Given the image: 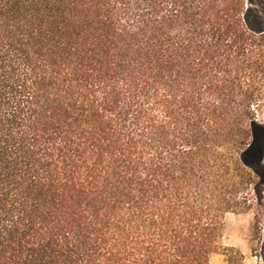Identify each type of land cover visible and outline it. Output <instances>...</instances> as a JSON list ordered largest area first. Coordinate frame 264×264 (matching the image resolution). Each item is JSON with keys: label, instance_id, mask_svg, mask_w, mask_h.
<instances>
[{"label": "trees", "instance_id": "obj_1", "mask_svg": "<svg viewBox=\"0 0 264 264\" xmlns=\"http://www.w3.org/2000/svg\"><path fill=\"white\" fill-rule=\"evenodd\" d=\"M252 2L0 0V264L241 262L256 205L264 247Z\"/></svg>", "mask_w": 264, "mask_h": 264}, {"label": "rangeland", "instance_id": "obj_2", "mask_svg": "<svg viewBox=\"0 0 264 264\" xmlns=\"http://www.w3.org/2000/svg\"><path fill=\"white\" fill-rule=\"evenodd\" d=\"M252 1L249 5L261 11L264 16V0ZM253 20L256 22L255 19ZM256 25L264 27V21ZM257 208L258 206L256 205L249 212L229 213L227 215L224 244L236 246L244 254L241 262L238 260V256L234 255L232 264H264L263 223L260 222L259 228L255 226ZM210 264H228L227 257L222 253H216L212 257Z\"/></svg>", "mask_w": 264, "mask_h": 264}]
</instances>
